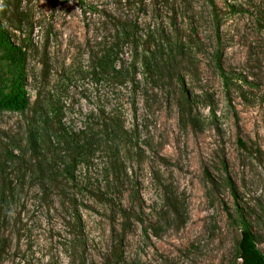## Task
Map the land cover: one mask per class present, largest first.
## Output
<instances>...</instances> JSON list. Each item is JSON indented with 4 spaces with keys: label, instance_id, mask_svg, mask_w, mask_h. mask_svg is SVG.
<instances>
[{
    "label": "rangeland",
    "instance_id": "rangeland-1",
    "mask_svg": "<svg viewBox=\"0 0 264 264\" xmlns=\"http://www.w3.org/2000/svg\"><path fill=\"white\" fill-rule=\"evenodd\" d=\"M0 22L27 52L30 96L25 111L0 109V264H107L116 252L126 264H241L246 226L264 250V0H0ZM168 39L188 51L183 80L139 71L134 112L135 52ZM12 77L0 45L3 93ZM115 104L136 137L124 160L137 197L125 222L100 198V154L75 164L79 229L13 154L43 110L79 131Z\"/></svg>",
    "mask_w": 264,
    "mask_h": 264
},
{
    "label": "trees",
    "instance_id": "trees-1",
    "mask_svg": "<svg viewBox=\"0 0 264 264\" xmlns=\"http://www.w3.org/2000/svg\"><path fill=\"white\" fill-rule=\"evenodd\" d=\"M168 46H162L152 50L149 54L135 52L134 69L131 80L132 109L137 110V96L140 92H146L143 81L138 78L139 71L153 73L154 84L167 78H177L178 83L183 80L182 62L188 51L184 46H172L168 39ZM0 45L6 50V57L13 65V77L10 81V90L3 93L0 90V109L22 112L30 106V96L27 91V52L23 46L14 42L9 31L0 22ZM109 54L101 57L100 68L107 69ZM108 70V69H107ZM122 75V74H121ZM184 90V89H183ZM182 92L177 99L181 121H188L191 110L188 98ZM233 115L239 125L240 116L234 105ZM89 122L79 131L65 126L62 120L50 115L47 110L40 113V117L34 120L25 129L24 145H18L19 159L30 170L36 181L44 187H56L54 194L60 203L74 215L75 226L81 229V217L78 211V198L83 190L79 183H75L77 190L70 189V182L75 181L73 174L75 164L87 161L96 153L103 160L105 171V191L100 198L104 202H110L120 213L125 222L130 220L131 212L123 204L134 201L137 197L132 185L131 177L125 166V156L131 153L134 146L135 135L126 125V117L123 108L118 105L104 107L95 118H89ZM116 194L110 198V194ZM48 194L47 196L49 197ZM124 225V222H123ZM7 247L5 240L0 241V257ZM238 257L242 259L241 264H264V250L257 244V239L249 227L241 231V238L237 248ZM107 264H126L122 255L118 252L113 260Z\"/></svg>",
    "mask_w": 264,
    "mask_h": 264
},
{
    "label": "flooded vegetation",
    "instance_id": "flooded-vegetation-1",
    "mask_svg": "<svg viewBox=\"0 0 264 264\" xmlns=\"http://www.w3.org/2000/svg\"><path fill=\"white\" fill-rule=\"evenodd\" d=\"M241 259V258H240ZM242 260V259H241Z\"/></svg>",
    "mask_w": 264,
    "mask_h": 264
}]
</instances>
